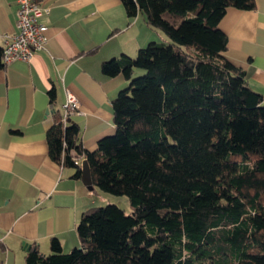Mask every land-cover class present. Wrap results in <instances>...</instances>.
I'll list each match as a JSON object with an SVG mask.
<instances>
[{
  "label": "trees",
  "instance_id": "trees-1",
  "mask_svg": "<svg viewBox=\"0 0 264 264\" xmlns=\"http://www.w3.org/2000/svg\"><path fill=\"white\" fill-rule=\"evenodd\" d=\"M122 2L169 39L103 61L106 75L122 72L129 83L113 99L116 130L96 150L57 108L47 141L76 177L85 156L92 191L127 195L131 208H87L77 246L65 251L52 237L44 253L33 243L26 264H264V95L226 56L218 26L227 7L256 0ZM50 95L54 102L55 87ZM6 250L0 240V264Z\"/></svg>",
  "mask_w": 264,
  "mask_h": 264
},
{
  "label": "crops",
  "instance_id": "crops-1",
  "mask_svg": "<svg viewBox=\"0 0 264 264\" xmlns=\"http://www.w3.org/2000/svg\"><path fill=\"white\" fill-rule=\"evenodd\" d=\"M49 8L41 16L47 41L30 60L16 59L0 69V240L4 264H26L36 243L48 253L52 237L65 251L79 244L82 212L98 205L75 168L49 154L47 130L54 110L63 111L66 91L78 99L72 118L84 147L98 148L113 134V99L129 83L124 73L106 75L105 60L135 56L156 36L143 13L129 16L122 0H36ZM20 0H0V44L17 30ZM218 26L228 36L226 56L245 69L250 85L264 95V0L250 9L229 6ZM138 72V70L136 71ZM56 88L55 101L50 90ZM18 130L19 132H16ZM83 174V173H82Z\"/></svg>",
  "mask_w": 264,
  "mask_h": 264
},
{
  "label": "built area",
  "instance_id": "built-area-1",
  "mask_svg": "<svg viewBox=\"0 0 264 264\" xmlns=\"http://www.w3.org/2000/svg\"><path fill=\"white\" fill-rule=\"evenodd\" d=\"M49 12L36 0H20L17 10V30L4 34L3 60L5 64L16 59L30 60L35 51L44 47L47 41V25L41 21V16ZM64 118L79 112L80 104L77 97L67 89L66 100L62 105ZM85 156L76 158L83 165Z\"/></svg>",
  "mask_w": 264,
  "mask_h": 264
},
{
  "label": "rangeland",
  "instance_id": "rangeland-1",
  "mask_svg": "<svg viewBox=\"0 0 264 264\" xmlns=\"http://www.w3.org/2000/svg\"><path fill=\"white\" fill-rule=\"evenodd\" d=\"M161 31V30H160ZM163 36H156V41H162L164 39H169V37L162 32ZM142 72V71H141ZM138 74V73H137ZM141 74V73H139ZM138 74V75H139ZM94 197L96 199V204H106L109 202H116L117 204H119L120 206L124 207L126 209V211L130 210V201L127 195H121V194H114V193H110V192H106L101 190L100 188H97L96 192H93Z\"/></svg>",
  "mask_w": 264,
  "mask_h": 264
},
{
  "label": "water",
  "instance_id": "water-1",
  "mask_svg": "<svg viewBox=\"0 0 264 264\" xmlns=\"http://www.w3.org/2000/svg\"><path fill=\"white\" fill-rule=\"evenodd\" d=\"M82 178L84 183L90 188L93 189L94 183H93V177H92V172L90 168L89 161L86 159L83 160V165H82ZM30 246H28V249Z\"/></svg>",
  "mask_w": 264,
  "mask_h": 264
}]
</instances>
